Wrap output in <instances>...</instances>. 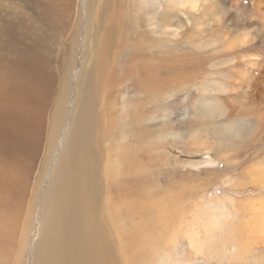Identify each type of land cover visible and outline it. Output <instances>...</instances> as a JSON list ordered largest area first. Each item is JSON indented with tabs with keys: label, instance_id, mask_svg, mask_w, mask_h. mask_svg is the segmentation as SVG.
<instances>
[{
	"label": "rangeland",
	"instance_id": "rangeland-1",
	"mask_svg": "<svg viewBox=\"0 0 264 264\" xmlns=\"http://www.w3.org/2000/svg\"><path fill=\"white\" fill-rule=\"evenodd\" d=\"M0 1V70L18 72V55L2 49L10 48L6 23L20 35L32 32L31 24L42 16L55 25L42 50L44 62L29 60L24 71L38 68L59 88L68 64L67 116L75 77L94 67L93 42L84 38L89 18L120 11L119 33L131 44L141 43V63L131 66L137 57L130 49L118 58L113 47L106 71L117 66L125 75L129 67H139L126 75L128 82L151 86L127 89L118 83L114 98V106H125L128 113L122 124L127 136L120 141L130 164L152 193L168 195L167 209L156 221L160 232L147 246V264H264V0H94L89 11L82 7L87 0H58L55 11H42L32 0L31 6L28 0ZM100 1L107 3L105 12ZM0 84L7 97L13 83ZM57 91L43 108L32 181L48 154L47 120ZM66 132L67 123L49 158L59 153ZM38 224L35 212L29 243L12 249L2 264H31Z\"/></svg>",
	"mask_w": 264,
	"mask_h": 264
},
{
	"label": "bare ground",
	"instance_id": "bare-ground-1",
	"mask_svg": "<svg viewBox=\"0 0 264 264\" xmlns=\"http://www.w3.org/2000/svg\"><path fill=\"white\" fill-rule=\"evenodd\" d=\"M32 1L42 11H55L53 6L58 2ZM93 1L83 3V9L89 11ZM28 3L32 5L29 0ZM97 6L105 12L107 3L100 1ZM3 10L0 1V16ZM64 10L67 12L68 8ZM110 12H98L85 22L84 38L93 42L96 55L93 70H84L75 77L70 116L63 108L72 86L68 64L59 88L52 87L51 77L43 79L38 68L24 71L29 60L44 62L42 50L47 51L55 25L42 16V22L31 24L32 32L22 35L11 23L4 26L10 48L2 49L18 55V72L10 67L0 70V82L13 83L7 97L0 84V264L12 249L22 250L29 243L28 232L35 212L39 218L38 239L31 249V264L148 262L147 246L154 243V235L160 232L156 221L167 209L168 195L158 196L145 187L139 168L130 164L126 145L120 141L127 136L122 124L128 113L125 106H114L118 83H124L127 89L145 90L151 86L140 81L128 82L126 75L135 74L139 67H129L125 75L117 73L121 68L117 66L112 67L110 74L106 71L107 53L113 47L118 58L130 49L137 57L131 66L135 61L141 63L142 55L141 43L131 44L119 33L120 11ZM79 22L82 23V17ZM80 27L76 22V33ZM21 75V81L15 79ZM56 89L53 113L47 120L48 154L55 151L56 139L66 123L67 132L57 156L49 158L45 154L32 181L30 172L38 152L39 131L44 125L43 108L47 96Z\"/></svg>",
	"mask_w": 264,
	"mask_h": 264
}]
</instances>
